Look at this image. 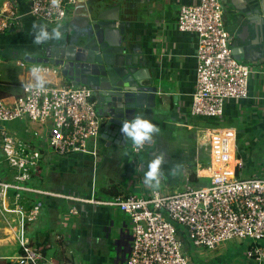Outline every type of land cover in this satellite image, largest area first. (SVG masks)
I'll list each match as a JSON object with an SVG mask.
<instances>
[{
	"label": "built area",
	"instance_id": "1",
	"mask_svg": "<svg viewBox=\"0 0 264 264\" xmlns=\"http://www.w3.org/2000/svg\"><path fill=\"white\" fill-rule=\"evenodd\" d=\"M0 0V32L16 27L22 16L5 10ZM28 14L46 25H60L70 18L76 0H27ZM221 0H197L180 7L179 32L196 36L195 87L190 113L220 123L229 101L248 99L254 67L233 55V37L226 30ZM21 67L26 63L19 62ZM30 74H59L54 65L35 64ZM264 74V73H263ZM85 85L37 84L27 80L21 93L0 99V219L12 222L9 238L20 252L13 264H53L24 231L37 219L41 202L34 196H51L72 202L108 204L129 217L132 230L124 264H195L193 250L216 251L232 241H248L245 257L264 262V175L243 176L235 160L236 134L230 129L206 130L210 162L208 183L194 187L184 172L181 192L163 194L152 189L143 196L119 193L108 201L32 187L43 162L76 154L97 157L102 118ZM29 120L46 129V136L26 128L28 137L9 130L5 123L25 125ZM143 146L133 145V154ZM75 213V209L70 210ZM180 230V231H179ZM183 239L191 247L185 248ZM50 247V246H48Z\"/></svg>",
	"mask_w": 264,
	"mask_h": 264
},
{
	"label": "crops",
	"instance_id": "2",
	"mask_svg": "<svg viewBox=\"0 0 264 264\" xmlns=\"http://www.w3.org/2000/svg\"><path fill=\"white\" fill-rule=\"evenodd\" d=\"M196 1H112L121 8L127 41L133 43L145 64L144 68L153 75L159 87L156 106L147 110L145 117L159 131L143 145L138 155L133 154L131 142L126 146L106 148V140L100 138L96 158L76 154L56 158L51 163L43 162L37 177L30 183L32 187L87 199L94 196L98 201H108L119 193L140 197L156 188L170 195L184 189V172L189 175L192 186L200 187L208 183L206 168L210 154L205 136L206 130L212 128L235 132L234 157L241 162V175H264V19L259 0H221L225 28L233 37L232 49L238 51L236 54L242 58L241 63L254 67L257 73L251 77L248 99L227 102L220 123L196 118L190 113L195 87L197 39L193 33L179 32L176 23L180 7ZM1 6L5 10H15L22 18L16 27L0 32V45L6 46L10 38L16 42L17 51L25 52L24 58L41 56L43 51L40 47L43 43H34L33 25L44 24L28 14V1L2 0ZM81 24L83 19H73L71 14L69 20L59 26L65 34L70 27L76 28ZM56 26L47 27L51 29ZM17 56L16 53L14 57L18 72L14 80L20 84L31 80L37 84L71 85L60 72L45 78L30 74L35 64ZM7 61L0 58V64ZM18 62L26 63L25 67H21ZM22 85H3L2 88H7L3 89L6 94L17 96L21 93ZM16 123L12 130L28 137L26 128L19 130L21 124ZM39 128L38 132H43L42 127ZM158 155L164 157L160 187L145 183L144 180L147 163ZM191 174L195 175L193 180ZM113 187L117 193H110ZM34 197L41 202V208L31 225L33 232L29 242L33 247L43 249L46 258L53 264L125 263L132 224L129 217L117 207L94 202H72L46 195ZM72 208L75 213L70 212ZM8 235L6 227H1L0 264L11 262L10 258L21 250ZM117 240V247L123 251L115 262L108 258V252ZM199 249L193 250L191 259L195 264H208L207 252Z\"/></svg>",
	"mask_w": 264,
	"mask_h": 264
},
{
	"label": "water",
	"instance_id": "3",
	"mask_svg": "<svg viewBox=\"0 0 264 264\" xmlns=\"http://www.w3.org/2000/svg\"><path fill=\"white\" fill-rule=\"evenodd\" d=\"M112 1L76 0L71 14L73 19L82 18L83 24L70 27L59 41L44 42L41 56L24 58L33 64L54 65L71 85L93 90L92 100L102 118L100 138L106 140V148L131 142L120 132L122 120L134 115L146 117V111L155 108L159 94L155 78L144 68L133 43L127 41L120 6ZM259 5L263 20L264 0H259ZM236 52L233 49L234 57L241 61ZM117 243L108 252V258L115 262L123 251Z\"/></svg>",
	"mask_w": 264,
	"mask_h": 264
},
{
	"label": "rangeland",
	"instance_id": "4",
	"mask_svg": "<svg viewBox=\"0 0 264 264\" xmlns=\"http://www.w3.org/2000/svg\"><path fill=\"white\" fill-rule=\"evenodd\" d=\"M20 44V41H18ZM10 46V47H8ZM19 48L17 47V44L14 40H11L10 38L7 39L6 46L0 45V58L2 61L5 59H8L7 63L0 64V80L2 81H15L18 67L16 66L15 57L14 55L17 53V58L24 59L25 52L24 51H17ZM22 50V49H21ZM15 53V54H14ZM14 54V55H13ZM19 63V62H18ZM24 124V123H23ZM21 124L19 126V130H22L25 127H30V131H39V125L35 124L29 120L25 121V125ZM6 127L9 130L14 129V125H17L16 122L14 123H5ZM40 138L45 137L46 130L45 128H41ZM160 187V186H158ZM32 224L33 222L27 225L26 230L24 231L25 237L29 240V238L32 236ZM4 225L0 221V228ZM249 244L248 241H232L228 242L226 244L221 245L216 251L207 252V259L209 260L208 264H256L254 261H249L247 257H245V251L246 247ZM203 250V249H199ZM216 256L219 258L214 259ZM264 264V262H263Z\"/></svg>",
	"mask_w": 264,
	"mask_h": 264
},
{
	"label": "clouds",
	"instance_id": "5",
	"mask_svg": "<svg viewBox=\"0 0 264 264\" xmlns=\"http://www.w3.org/2000/svg\"><path fill=\"white\" fill-rule=\"evenodd\" d=\"M33 28V40L36 44H42L50 40L59 41L63 38L59 25L51 29L45 25H33ZM158 131V127L151 120L141 115H134L131 119H123L120 127V132L123 134L125 140H130L137 147L143 146L146 142L150 141L153 134ZM163 160V155H158L147 163L144 173L145 183L159 186Z\"/></svg>",
	"mask_w": 264,
	"mask_h": 264
},
{
	"label": "trees",
	"instance_id": "6",
	"mask_svg": "<svg viewBox=\"0 0 264 264\" xmlns=\"http://www.w3.org/2000/svg\"><path fill=\"white\" fill-rule=\"evenodd\" d=\"M10 30V29H9ZM3 85H8V86H16V87H19V86H21L22 84H20L18 81H2V80H0V99L1 98H5V97H8V96H11L12 94H6V91H4L3 89H7V88H5V87H3L2 88V86ZM23 86V85H22ZM16 95V94H15ZM38 175V174H37ZM37 175L36 176H33V179L35 178V177H37ZM195 178V175L194 174H191V180H193ZM110 191V193H117V190H116V188L115 187H113V189H111V190H109ZM180 231V230H179ZM183 242H184V245H185V248L187 249V250H189V248L191 247V245L189 244V242L186 240V239H183ZM42 252H43V249H40ZM1 264H12L11 262H2Z\"/></svg>",
	"mask_w": 264,
	"mask_h": 264
},
{
	"label": "bare ground",
	"instance_id": "7",
	"mask_svg": "<svg viewBox=\"0 0 264 264\" xmlns=\"http://www.w3.org/2000/svg\"><path fill=\"white\" fill-rule=\"evenodd\" d=\"M0 221L4 224V226L6 227V230L8 231L10 235V230H11L10 227L12 226V222L4 220V219H0ZM12 227H15V225Z\"/></svg>",
	"mask_w": 264,
	"mask_h": 264
}]
</instances>
